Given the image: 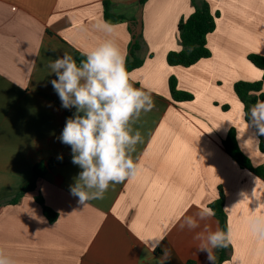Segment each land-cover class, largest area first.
Returning a JSON list of instances; mask_svg holds the SVG:
<instances>
[{
  "label": "crops",
  "instance_id": "0c3cea01",
  "mask_svg": "<svg viewBox=\"0 0 264 264\" xmlns=\"http://www.w3.org/2000/svg\"><path fill=\"white\" fill-rule=\"evenodd\" d=\"M105 1L125 19L107 22ZM139 1L0 0V249L14 264H160L165 248L171 252L167 264H210L194 237L223 230L219 218L199 221L195 230L180 225L221 193L232 243L215 250V264H264V240L248 223L264 215V179L241 167L223 145L234 128L252 165L264 167L257 128L234 90L238 81L262 79L248 56H264V0H206L218 13L207 36L211 56L190 67L170 66L167 54L181 49L178 24L194 11L192 0ZM101 21L110 32L99 30ZM133 37L143 64L128 73L130 82L154 101L131 125L143 137L131 153L139 171L84 206L70 191L82 169L59 139L76 108L62 107L48 64L64 52L74 59L76 51L84 54L106 39L126 61ZM171 76L192 100L171 97ZM51 158L63 162L34 192L8 204L35 178L33 166ZM35 195L57 213L54 222ZM221 253L225 259L218 263Z\"/></svg>",
  "mask_w": 264,
  "mask_h": 264
},
{
  "label": "clouds",
  "instance_id": "9594fccd",
  "mask_svg": "<svg viewBox=\"0 0 264 264\" xmlns=\"http://www.w3.org/2000/svg\"><path fill=\"white\" fill-rule=\"evenodd\" d=\"M97 27L111 31L104 21ZM84 56L86 59L77 65L72 55L64 52L48 68L57 77L50 83L62 107L76 108L74 116L66 119L59 139L71 147L72 163L82 169L70 191L78 197L79 204L86 206L90 200L103 199L110 184L133 179L138 174L139 165L131 153L143 142V137L131 125L142 112L154 107V101L150 94L130 82L124 57L112 40H103ZM246 116H250L258 133L264 135V101L258 100ZM214 215L212 209L204 208L195 217H187L180 227L195 230L200 227L199 221ZM248 223L251 233L264 240V215L251 218ZM194 238L200 241L197 250L206 252L210 264H215V250L232 243V230L230 226L227 232L218 227L215 231L206 229V236L198 232ZM159 259L160 264H167L170 250L165 248ZM0 264H14L3 249Z\"/></svg>",
  "mask_w": 264,
  "mask_h": 264
},
{
  "label": "trees",
  "instance_id": "16d2710c",
  "mask_svg": "<svg viewBox=\"0 0 264 264\" xmlns=\"http://www.w3.org/2000/svg\"><path fill=\"white\" fill-rule=\"evenodd\" d=\"M146 1L147 0H140V5H143ZM192 2L194 5V11L186 19L180 20L178 24V39L181 49L170 51L167 54V63L170 66L190 67L201 59L211 56V51L207 47V36L215 30L218 13H213L211 11L210 5L206 0H202L201 2L192 0ZM110 7L111 3L109 1H105L104 17L107 22H118L125 19V17L122 15H116L112 13ZM138 50L139 44L137 39L133 37V42L129 44L128 55L125 61V66L128 73L143 64V60L137 55ZM84 59H86L84 54L77 51L75 52L74 60L77 62V65H79ZM248 59L263 72V76L262 79L258 81H238L234 84V90L239 99L244 104L245 116L246 114H249L250 106L254 105L258 100L264 101V56L259 54H251L248 56ZM169 88L171 97L175 101H190L193 99V95L191 93L181 91L177 88V79L174 76H171L169 79ZM80 114L83 115V113ZM246 120L252 124L249 116H246ZM258 137L260 139V150L264 152V135H260L258 133ZM223 145L228 154L241 167L251 170L264 179V167H254L252 165L249 157L243 153L238 145L236 131L234 128H231L228 131L226 138L223 140ZM69 160H72V157ZM61 162L63 161L51 158L46 161L42 160L36 163L33 166L35 178L32 181L24 184L20 191L8 201V204H17L25 194L34 192L38 187L39 181L45 176L47 171ZM34 198L35 201L41 205L43 213L47 219L50 222H54L57 218V213L45 205L40 195H35ZM223 204L224 196L221 193L220 197L210 204V208L215 212V215L222 223L223 231L226 232V215L223 209ZM1 205L2 204L0 203V206ZM224 259L225 257L221 253L218 263Z\"/></svg>",
  "mask_w": 264,
  "mask_h": 264
}]
</instances>
